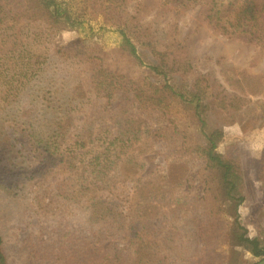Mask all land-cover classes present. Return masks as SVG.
<instances>
[{
  "label": "trees",
  "instance_id": "obj_1",
  "mask_svg": "<svg viewBox=\"0 0 264 264\" xmlns=\"http://www.w3.org/2000/svg\"><path fill=\"white\" fill-rule=\"evenodd\" d=\"M133 1L131 10L128 0H0V129L12 124L45 155L31 173L0 165V264H10L9 251L18 248L11 238L31 222L16 184L43 179L58 165L65 171L55 181L57 200L82 212L44 220L36 264H242L245 252L264 257V210L243 217L249 190L240 147L225 142L223 129L250 96L264 94V81L235 66L224 68L226 86L198 74L175 35L177 21L142 18L143 0ZM194 6L219 34L264 50V0H158L154 15ZM62 30L117 41L144 78L100 68L91 81L102 52L81 38L59 44ZM176 106L191 123L174 116ZM157 125H167L158 131H168L170 154L195 155L198 162L184 161L198 165L200 190L187 183L178 194L182 182L138 177L124 206L114 188L143 166L138 157L155 147ZM36 197L43 216L47 205L40 192ZM87 244L93 247L83 250Z\"/></svg>",
  "mask_w": 264,
  "mask_h": 264
},
{
  "label": "rangeland",
  "instance_id": "obj_2",
  "mask_svg": "<svg viewBox=\"0 0 264 264\" xmlns=\"http://www.w3.org/2000/svg\"><path fill=\"white\" fill-rule=\"evenodd\" d=\"M135 2L128 0V8L134 9L136 6ZM143 2L144 6L140 8L142 12L140 17L150 18L151 20L156 18V20L175 19L177 21L178 27L175 35L191 53L193 64L198 74L209 76L211 79L215 78L218 85L226 86L224 68L235 66L247 73L258 75L264 81V50L253 43L241 39L227 38L210 28L206 23L205 9L202 6L182 9L177 14L172 11L158 12V15L155 16L154 13L158 10V0H143ZM77 38L85 39L90 47L98 48L102 52L100 64L94 65L90 70L91 81L97 79L100 68L128 74L138 81L144 78V73H146L144 68L122 49L117 41L104 40L98 36L89 37L86 33L70 30H62L58 34L57 39L59 44L64 45ZM250 98V102L239 113L237 120L232 123H226L223 126L225 142H236L240 147L242 169L245 173L249 190V197L241 208L245 219L251 218L252 215H258L260 209L264 210V126L262 124L264 117L259 119V117L264 115V94L252 95ZM96 105H99V103ZM173 114L175 117L184 120L188 118L185 111L179 106H176ZM238 119L241 120L239 121ZM187 120L191 123L189 118ZM80 125L81 121L77 122V127L74 129H79ZM165 126L167 125H157L151 129V134L153 136L157 135L155 137V147L148 154L139 156L138 159L140 160H138L139 162L136 166L139 164H143V166L134 171L130 170L132 174L129 173L124 178V181L114 188L113 196L123 197L122 203L124 206L127 205L128 196L133 191L132 184L135 183L134 180L138 177H146L147 179L151 177L158 178V182L161 181L162 184L168 181L170 183L182 182L178 194L183 193L187 183L189 186H196V190H200L197 173L198 165L195 166L194 163L184 161V159H194L195 162H198V160L193 153L188 157L183 155L184 158L181 157V154H170L172 146H168L163 137L168 135V131L164 129L158 131V128ZM18 131V128L10 123L5 124L3 129H0V165L16 164L31 173L36 170L37 166H40L38 165L40 162L44 161L45 155L41 149L38 150L36 144H33L27 136L18 133ZM43 168L40 169L42 170ZM156 170H158L157 174L153 175ZM64 171L58 165L52 171L48 169L43 175V179L34 178L33 181L28 180L27 184L25 182L16 184L18 193L23 192L25 201L28 203L31 222L27 228L20 231L18 237L16 236L17 238H11L18 248L11 247L9 251L10 264H36L33 252L42 238L41 227L44 225V220L48 219V217L55 219L62 215L67 216L68 213L75 215L82 212L80 207L75 204L57 200L53 189L55 188L57 177ZM188 178L191 180H187ZM39 192L40 199L47 205L43 216H41L42 210H38L35 203ZM164 198L166 202L169 197L164 195ZM54 219H51L50 222ZM262 222L264 223V219ZM249 227L252 234L257 232V229L252 224H249ZM217 237L221 249L229 252L230 239L228 233L219 227L217 229ZM89 246L93 247V245L87 244L83 250L89 249ZM98 248L96 247L95 250H98ZM260 259V257L245 252L242 264H255Z\"/></svg>",
  "mask_w": 264,
  "mask_h": 264
},
{
  "label": "water",
  "instance_id": "obj_3",
  "mask_svg": "<svg viewBox=\"0 0 264 264\" xmlns=\"http://www.w3.org/2000/svg\"><path fill=\"white\" fill-rule=\"evenodd\" d=\"M255 264H264V257L257 261Z\"/></svg>",
  "mask_w": 264,
  "mask_h": 264
}]
</instances>
